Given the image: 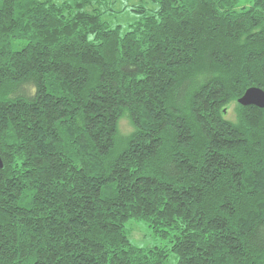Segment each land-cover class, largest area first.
<instances>
[{
    "label": "trees",
    "instance_id": "16d2710c",
    "mask_svg": "<svg viewBox=\"0 0 264 264\" xmlns=\"http://www.w3.org/2000/svg\"><path fill=\"white\" fill-rule=\"evenodd\" d=\"M240 1L148 0L123 31L114 0H0V264H264V107L238 102L264 0Z\"/></svg>",
    "mask_w": 264,
    "mask_h": 264
},
{
    "label": "rangeland",
    "instance_id": "374dc122",
    "mask_svg": "<svg viewBox=\"0 0 264 264\" xmlns=\"http://www.w3.org/2000/svg\"><path fill=\"white\" fill-rule=\"evenodd\" d=\"M148 0H114L112 11L109 10L104 18L109 20L113 25H121L122 30L126 31L128 29L129 23L135 21L139 17V12L133 10L137 5L144 3L146 4ZM252 0H241L239 6H249ZM150 7H155L156 5L149 1ZM232 108V107H231ZM232 110V109H231ZM129 122L122 120L120 124L121 131L128 132L130 130ZM128 226L131 229L130 239L131 241L139 246H167L170 247L171 243L167 238H162L157 236L153 229L150 227L149 223L145 220H135L131 219L128 221ZM178 261V256L175 252H168V264H175Z\"/></svg>",
    "mask_w": 264,
    "mask_h": 264
},
{
    "label": "water",
    "instance_id": "95a60500",
    "mask_svg": "<svg viewBox=\"0 0 264 264\" xmlns=\"http://www.w3.org/2000/svg\"><path fill=\"white\" fill-rule=\"evenodd\" d=\"M243 105L255 104L264 107V89L256 86L249 87L245 93L238 99ZM3 167V160L0 155V168Z\"/></svg>",
    "mask_w": 264,
    "mask_h": 264
}]
</instances>
